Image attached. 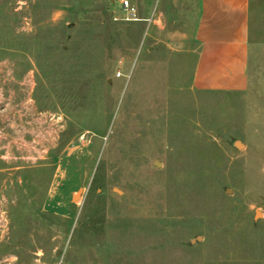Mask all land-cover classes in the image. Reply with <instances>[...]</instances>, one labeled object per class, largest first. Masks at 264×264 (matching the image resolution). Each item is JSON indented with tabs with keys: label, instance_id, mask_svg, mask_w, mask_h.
Segmentation results:
<instances>
[{
	"label": "rangeland",
	"instance_id": "obj_1",
	"mask_svg": "<svg viewBox=\"0 0 264 264\" xmlns=\"http://www.w3.org/2000/svg\"><path fill=\"white\" fill-rule=\"evenodd\" d=\"M127 17L0 0V264H264V103Z\"/></svg>",
	"mask_w": 264,
	"mask_h": 264
},
{
	"label": "crops",
	"instance_id": "obj_2",
	"mask_svg": "<svg viewBox=\"0 0 264 264\" xmlns=\"http://www.w3.org/2000/svg\"><path fill=\"white\" fill-rule=\"evenodd\" d=\"M145 0L149 47L193 62L197 89L264 103V0ZM139 11V10H138Z\"/></svg>",
	"mask_w": 264,
	"mask_h": 264
},
{
	"label": "built area",
	"instance_id": "obj_3",
	"mask_svg": "<svg viewBox=\"0 0 264 264\" xmlns=\"http://www.w3.org/2000/svg\"><path fill=\"white\" fill-rule=\"evenodd\" d=\"M123 10L128 14L127 21L139 22L141 19L138 17V8L133 4V0H120ZM9 226V218L6 210L0 205V237L6 233Z\"/></svg>",
	"mask_w": 264,
	"mask_h": 264
},
{
	"label": "water",
	"instance_id": "obj_4",
	"mask_svg": "<svg viewBox=\"0 0 264 264\" xmlns=\"http://www.w3.org/2000/svg\"><path fill=\"white\" fill-rule=\"evenodd\" d=\"M238 147H241L242 145L240 143L237 144ZM159 166V163L157 164ZM115 191L119 194H123L122 191H120L119 189H115ZM82 191H79L77 195H75L74 199H78L81 195Z\"/></svg>",
	"mask_w": 264,
	"mask_h": 264
}]
</instances>
